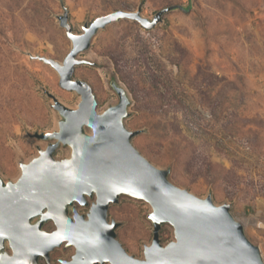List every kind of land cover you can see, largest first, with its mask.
Listing matches in <instances>:
<instances>
[{"label": "rangeland", "instance_id": "1", "mask_svg": "<svg viewBox=\"0 0 264 264\" xmlns=\"http://www.w3.org/2000/svg\"><path fill=\"white\" fill-rule=\"evenodd\" d=\"M138 9L149 20L165 11L152 28L121 19L100 29L78 55L85 62L73 79L91 86L98 112L119 102L112 82L122 86L130 99L124 123L139 131L133 145L169 169L175 185L230 204L264 258V0H0V176L17 180L20 163L55 142L33 136L58 130L60 115L45 90L70 108L80 102V94L61 87L58 71L36 57L62 64L71 51L59 17L66 14L82 34L100 16ZM70 155L63 144L54 152L59 160ZM152 211L129 195L109 207V220L120 223L118 240L139 259L153 240ZM54 228L51 220L44 225ZM160 239L175 240L172 225H162ZM73 253L59 247L51 262Z\"/></svg>", "mask_w": 264, "mask_h": 264}, {"label": "water", "instance_id": "2", "mask_svg": "<svg viewBox=\"0 0 264 264\" xmlns=\"http://www.w3.org/2000/svg\"><path fill=\"white\" fill-rule=\"evenodd\" d=\"M164 11L149 20L140 9L118 10L84 24L82 34L73 31L66 14L59 17L72 41L70 53L62 64L36 57L53 66L61 87L81 99L77 108H70L45 90L60 115L58 130L33 136L55 142L20 163L17 180L0 176V264H42L41 258L49 262L50 253L63 245L75 250L63 264H264L261 248L247 237L230 204L217 205L210 194L201 198L175 185L169 169L155 166L133 145L139 131L124 123L130 99L122 86L112 82L119 102L98 112L91 86L73 79L75 67L85 62L78 55L100 29L121 19L152 28ZM60 144L70 146V157H54ZM121 195L145 200L153 209L148 215L153 240L144 248V259L128 253L117 238L120 223L109 220V207ZM88 197L95 200L90 204ZM77 203L89 206L86 215L79 213ZM50 220L52 231L44 229ZM165 223L173 226L175 240L163 245L160 230Z\"/></svg>", "mask_w": 264, "mask_h": 264}, {"label": "flooded vegetation", "instance_id": "3", "mask_svg": "<svg viewBox=\"0 0 264 264\" xmlns=\"http://www.w3.org/2000/svg\"><path fill=\"white\" fill-rule=\"evenodd\" d=\"M61 247L65 248L64 245L61 246ZM70 247H72V246H70ZM68 248H69V247H68ZM56 249H58V248H56ZM56 249H54V250H56ZM65 249H67V248H65ZM54 250H53L51 253H53ZM74 252H75V250H74ZM51 253H50V254H51ZM73 254H74V253H73ZM73 254H72V255H73ZM72 255H71V257H72ZM71 257H70L69 259H71ZM69 259H60L59 261H60L61 264H63V262H62L63 260H69ZM44 261H45V260H44ZM45 264H52V262H51V258H50V261H49V262L45 261Z\"/></svg>", "mask_w": 264, "mask_h": 264}, {"label": "trees", "instance_id": "4", "mask_svg": "<svg viewBox=\"0 0 264 264\" xmlns=\"http://www.w3.org/2000/svg\"><path fill=\"white\" fill-rule=\"evenodd\" d=\"M190 9V5L188 6V8H186V10Z\"/></svg>", "mask_w": 264, "mask_h": 264}, {"label": "bare ground", "instance_id": "5", "mask_svg": "<svg viewBox=\"0 0 264 264\" xmlns=\"http://www.w3.org/2000/svg\"><path fill=\"white\" fill-rule=\"evenodd\" d=\"M69 53H70V52H69ZM20 176H21V174H20ZM20 176H19V177H20ZM19 177H18V178H19ZM18 178H17V179H18Z\"/></svg>", "mask_w": 264, "mask_h": 264}]
</instances>
